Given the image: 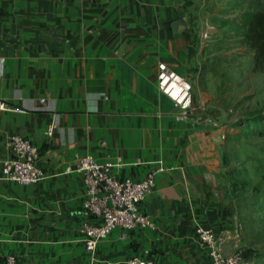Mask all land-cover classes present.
<instances>
[{
	"label": "crops",
	"instance_id": "1",
	"mask_svg": "<svg viewBox=\"0 0 264 264\" xmlns=\"http://www.w3.org/2000/svg\"><path fill=\"white\" fill-rule=\"evenodd\" d=\"M187 0H0V264H115L142 256L156 264H210L198 226L219 240L229 210L200 189L206 164L204 114L194 99L185 121L157 84L158 64L196 83L195 34ZM183 19L179 32L172 22ZM56 127L52 135L46 131ZM39 147L51 176L29 185L1 179L8 142ZM123 160L117 177L158 176L141 204L155 228L116 227L95 252L80 232L86 188L80 157ZM221 249L228 254L223 242Z\"/></svg>",
	"mask_w": 264,
	"mask_h": 264
},
{
	"label": "rangeland",
	"instance_id": "2",
	"mask_svg": "<svg viewBox=\"0 0 264 264\" xmlns=\"http://www.w3.org/2000/svg\"><path fill=\"white\" fill-rule=\"evenodd\" d=\"M264 0H187L198 65L194 99L204 114L202 192L228 209L223 248L264 264V70L245 39ZM183 75V74H182Z\"/></svg>",
	"mask_w": 264,
	"mask_h": 264
},
{
	"label": "built area",
	"instance_id": "3",
	"mask_svg": "<svg viewBox=\"0 0 264 264\" xmlns=\"http://www.w3.org/2000/svg\"><path fill=\"white\" fill-rule=\"evenodd\" d=\"M157 84L179 109L176 119L185 121L189 118L194 109L193 83L165 62H160ZM8 108L10 106L0 98V110ZM55 127V124L50 125L46 134L52 135ZM8 148L9 155L2 162L1 179L29 185L51 176L39 166V147L27 137L13 135ZM148 163L150 167L143 178L135 180L117 177L114 173L115 168L124 165L123 160L100 163L91 155L79 158L76 168L81 172L86 188L79 228L88 251L95 252L100 242L118 226L127 230L156 227L151 216L141 210V204L156 188L158 176L174 167L167 166L162 158ZM197 235L210 256V264H243L239 254H227L221 249L219 238L212 228L200 225ZM5 264L22 263L10 255ZM115 264L156 263L142 256H134Z\"/></svg>",
	"mask_w": 264,
	"mask_h": 264
},
{
	"label": "trees",
	"instance_id": "4",
	"mask_svg": "<svg viewBox=\"0 0 264 264\" xmlns=\"http://www.w3.org/2000/svg\"><path fill=\"white\" fill-rule=\"evenodd\" d=\"M244 36L255 50V66L264 70V10L253 13L246 23Z\"/></svg>",
	"mask_w": 264,
	"mask_h": 264
},
{
	"label": "water",
	"instance_id": "5",
	"mask_svg": "<svg viewBox=\"0 0 264 264\" xmlns=\"http://www.w3.org/2000/svg\"><path fill=\"white\" fill-rule=\"evenodd\" d=\"M184 23H185V21L183 20V19H181V18H179V19H175L173 22H172V28H173V30H174V32H179L180 30H179V25L181 24V25H184Z\"/></svg>",
	"mask_w": 264,
	"mask_h": 264
}]
</instances>
